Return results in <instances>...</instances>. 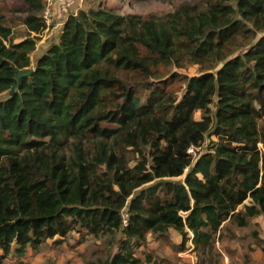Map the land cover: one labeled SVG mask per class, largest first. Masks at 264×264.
Instances as JSON below:
<instances>
[{
	"label": "trees",
	"instance_id": "16d2710c",
	"mask_svg": "<svg viewBox=\"0 0 264 264\" xmlns=\"http://www.w3.org/2000/svg\"><path fill=\"white\" fill-rule=\"evenodd\" d=\"M24 5L23 24L40 32L42 0ZM175 17L170 30L103 6L79 10L33 65L36 38L6 44L9 30L0 25V94L7 92L0 101V264L76 227L93 235L121 230V251L107 264H130L148 234L172 228L180 251L188 242L206 250L226 222L242 227L264 216V154L256 147L264 146V36L248 58L225 55L237 37L264 33V0H210L186 19ZM181 57L223 64L186 78L179 99L153 88L142 102L117 75L149 73ZM31 68L10 94L16 73ZM206 137L193 162L188 147ZM141 142L149 162L126 169L113 146Z\"/></svg>",
	"mask_w": 264,
	"mask_h": 264
},
{
	"label": "rangeland",
	"instance_id": "374dc122",
	"mask_svg": "<svg viewBox=\"0 0 264 264\" xmlns=\"http://www.w3.org/2000/svg\"><path fill=\"white\" fill-rule=\"evenodd\" d=\"M210 0H69L64 11L61 7L55 16L51 29L41 35L30 33L23 24L26 16L24 0H0V25L9 30V41L17 43L24 38H36V45L30 53L33 65L46 50L59 41L62 23L69 14H75L79 10H87L98 6L113 9L116 13L134 16L141 21H154L160 26L172 30L176 17L181 21L188 16L202 11L208 7ZM264 36V33H249L237 37L236 41L225 50L227 59L248 58V51ZM142 56L147 52L139 48ZM250 66L254 62L246 61ZM222 62L212 61L201 64H193L186 57L172 59L167 64H153L149 73L122 72L117 75L131 88L142 102L146 100L153 88H159L179 99L185 89V80L191 76L199 75L205 71L216 72ZM7 92L0 94V101L4 100ZM216 97L210 105L213 113ZM200 120L201 114L197 111L194 115ZM259 132L264 135V121H258ZM264 139V136H262ZM210 140H215L212 136ZM208 139L206 137L201 150H206ZM256 147L264 154L263 143H257ZM86 152L94 155L92 146L87 145ZM200 150V151H201ZM116 158H120L125 168L134 170L148 160L149 146L141 142L136 148L122 144L113 146ZM148 169V165L146 166ZM106 166L97 168V172L103 178ZM184 174L172 180H183ZM156 181V180H155ZM153 182L144 184L135 191L144 189ZM118 190L116 185L113 186ZM122 219L126 217V210H122ZM123 225L124 222H123ZM121 230L104 232L98 235L88 233L85 229L76 227L64 238L56 236L46 240L38 249L27 247L23 256L16 255L13 251L4 259L3 264H107L112 256L121 251V243L124 240ZM181 242V236L172 228L162 236L148 234L146 241L134 248L133 257L137 260L130 264H264V216L257 215L248 218L246 225L239 227L234 223L226 222L220 233L215 236L209 249L193 250L191 242L187 249L180 251L177 246Z\"/></svg>",
	"mask_w": 264,
	"mask_h": 264
},
{
	"label": "built area",
	"instance_id": "2783aa9c",
	"mask_svg": "<svg viewBox=\"0 0 264 264\" xmlns=\"http://www.w3.org/2000/svg\"><path fill=\"white\" fill-rule=\"evenodd\" d=\"M69 4V0H42V10L39 14V18L42 24L41 30L38 33H32L35 36H41L47 33L51 27L52 22L59 13L61 7L63 10H66L65 5ZM63 24V23H62ZM201 146L191 145L187 149V153L191 156L193 162L200 156L203 152ZM201 150V151H200ZM127 217V214H126ZM124 224L126 225V218L123 219Z\"/></svg>",
	"mask_w": 264,
	"mask_h": 264
},
{
	"label": "water",
	"instance_id": "95a60500",
	"mask_svg": "<svg viewBox=\"0 0 264 264\" xmlns=\"http://www.w3.org/2000/svg\"><path fill=\"white\" fill-rule=\"evenodd\" d=\"M32 71H33V68L28 69V70H21V71H18V72L16 73V77H15V78H16V85L10 89V92H9V93L12 94V93L14 92V90L16 89V87H17V85H18L20 79H21L22 77H26V76H28L29 74H31Z\"/></svg>",
	"mask_w": 264,
	"mask_h": 264
}]
</instances>
